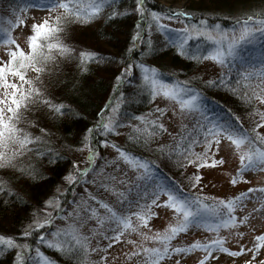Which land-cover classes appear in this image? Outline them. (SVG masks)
I'll use <instances>...</instances> for the list:
<instances>
[{"label":"snow or ice","instance_id":"6c2138e0","mask_svg":"<svg viewBox=\"0 0 264 264\" xmlns=\"http://www.w3.org/2000/svg\"><path fill=\"white\" fill-rule=\"evenodd\" d=\"M131 2L133 7L119 11V0H92L88 4L83 0H34L33 6L41 9L43 15L33 18L26 48L11 35L0 42L4 45L0 56V170L5 177L0 178V213L5 218L11 215L18 225V236L0 234V264L5 261L7 264H38L37 258L41 264H56L41 251L43 246L66 256L70 264H89L90 252L97 255V264H109L106 257L116 259L109 249L121 241L132 246L123 254L132 264H182L185 254L191 253H196L194 264H221L225 254L229 264H235L236 259L239 264H264V251H261L264 231L257 230L251 248L243 239L245 231L255 229L253 216L264 217V186L247 188L231 197L205 196L201 191L204 187L201 173L196 171L181 177L189 188L195 189L194 192H185L178 181L174 182L175 186L153 181L150 182L151 190L145 187L136 200L121 203L124 193L119 191V185L130 182L137 186L136 181L142 182L151 169L159 167L155 161L144 160V151L158 152L163 157L161 164L169 169L182 170L193 163L195 169H201L202 166L215 167L232 161L233 169L228 174L231 185L247 183L252 171H264V62L258 69L253 67L251 70L237 67L233 62L237 45L256 42L260 34H264V7L251 14L242 10L232 18L231 27L222 25L219 18L210 23L208 16L202 14L203 18L195 23L174 29L170 23L162 21L189 17L195 20L194 14L179 6L153 10L148 0ZM98 17L107 21L105 39L101 40L95 31L86 40L75 35L92 29V22ZM17 24L26 25V21L19 18ZM154 31L165 33V39L154 43ZM177 32L179 35H174ZM195 38L209 41L212 46L206 53L199 49L193 52L188 41ZM76 39L81 43L71 42ZM103 43L112 44L116 51L104 54L105 49L100 47ZM84 44L89 47L84 48ZM168 57L173 65H182L184 59L210 60L214 62L213 72L218 70L219 74L179 81L176 72L180 69L173 68L166 74L169 82L163 78L164 73L146 62V58ZM73 63L75 71L81 75L68 81L69 89L60 78L61 65ZM93 68L111 73L106 79L115 82L108 86L113 92H118L125 82L131 86L133 68L138 69L144 81L140 90L146 91L148 98L155 102L150 112L152 119L149 121L142 114L120 115V109L109 96L101 98L92 109L89 124L85 115L89 102H82L80 97L95 94ZM29 72L33 74L28 75ZM254 77L259 79V84H252ZM197 85L216 89L218 93L223 90L226 95L237 97L239 103L246 106L245 110H250V126L244 128L240 124L241 117L231 109H226L225 117L211 116L210 109L202 105L204 93ZM61 86L64 92L57 97L56 91ZM161 94L175 103L171 107L157 106L167 105V100L157 99ZM256 104L261 108L256 109ZM37 110L42 118L50 119L68 134L67 138L72 141L70 150L87 151L84 167H79L76 159L65 158L54 150L42 152L36 147L45 142L44 135H52L45 128L40 129V136L27 131L38 123L29 119ZM176 122L185 129L191 126L192 135L181 136L183 148L180 144L169 146L155 141L156 133L164 135L168 132L166 123ZM125 127L134 133L127 140L137 149L136 153L121 148L113 139H118ZM196 146H201L202 151L193 152ZM109 147L116 153L109 163L112 172L119 173L120 180L117 181L116 175L106 174L99 187L109 191L108 182H112L114 204L105 203L87 189L74 195L73 203L79 206L83 202L84 209L83 214L75 213L79 219L73 228L75 235L70 236L66 228L56 225V217L67 221L72 218V213L61 206L59 189L49 195L50 182L60 177L70 186L65 192L89 184L88 175L97 171L96 157L101 149ZM34 148L43 157L42 161L29 159ZM192 157L196 158L195 162ZM121 161L125 163L123 170ZM130 170L133 178L128 176ZM91 183L97 184L95 176ZM257 191L262 194L261 202L249 210L246 203L250 202V194ZM141 200L144 203H140ZM115 205L120 207L117 209ZM152 207L161 208L164 213L170 211L178 223L170 225L164 235L156 233L149 237L141 226L148 227L149 218L156 215ZM98 209L103 210V215ZM241 226L245 231L239 230ZM199 229L215 233V237L193 239L188 244L171 243L178 234ZM221 229L225 230L224 235L220 234ZM132 233L141 240L128 238ZM59 236L68 242L54 243L50 239ZM90 240H95V247H90ZM146 240L157 243L149 247L143 243ZM227 240L233 241L236 247H226Z\"/></svg>","mask_w":264,"mask_h":264},{"label":"trees","instance_id":"16d2710c","mask_svg":"<svg viewBox=\"0 0 264 264\" xmlns=\"http://www.w3.org/2000/svg\"><path fill=\"white\" fill-rule=\"evenodd\" d=\"M177 0H148L149 7L153 10H166L167 8L176 9L174 5H172ZM92 2V0H83L84 4H88ZM34 0H0V40L5 38L7 36V33L4 31L5 29L1 28V24L6 23V21L9 22L8 18H5V16L2 15L1 11L2 8H5L4 11L5 14L8 15V17L16 18V17H22L25 14L27 15L29 11L33 8H36L33 6ZM134 5L132 4L131 0H119L118 3V10L119 11H125L127 9H130ZM264 7V0H185L184 7L180 8L185 11H191L194 16L195 20L192 17L187 18L186 20L184 18H181L179 20L173 19L171 21H177L178 23H181L185 27L195 23L196 20L202 19V14H205L209 18V22L211 23L213 20L219 18V22L222 25H225L226 27H231L233 25L232 18L235 16H238L240 12L248 11L249 14H251L252 11L259 12L261 8ZM11 15V16H10ZM4 19L6 21L2 20ZM167 20V19H165ZM93 28L92 29H86L85 32H77L75 35L78 37H82L83 39H88V37L92 34L93 31H95L97 34H99V37L101 40L106 38L105 28L107 26V21H104L102 17H98L96 21H93ZM3 29V30H2ZM108 32H111V29L108 30ZM121 39L123 37L121 36ZM152 39L155 43L157 40L163 41L165 39V34L161 33L159 31H154L152 33ZM73 43H81L80 39H76L71 41ZM188 44L191 46V50L194 52L196 49H199L201 52H205L212 46L211 42L206 41L202 38L198 39H190L188 41ZM84 48H88L89 44H84ZM101 48L105 49L104 54H108L111 52L116 51L114 46L112 44L103 43L100 45ZM97 50V49H93ZM204 60H201L199 62L197 61H191L184 59L182 61V65L177 64L173 65L171 58H164V59H158L153 60L151 58H146V62L148 64H151L158 68L161 73H164L163 76L164 79L169 80L170 78L166 75L170 69L173 68H179L180 70L176 72V78L179 81H185V80H191L193 77H201L200 75H197L194 70H196L197 66L201 64ZM233 62L237 67H249V70L251 68H259L261 63L264 62V34H260L256 42L251 43H244L241 42L239 45H237L236 49V57L233 58ZM75 63L71 64L70 66H64L61 65V72H60V78L68 84V88H71V84L68 83V81H71L73 77L79 78L81 74L75 71ZM110 72H104L101 69H95L93 68V71L91 73L92 78L95 81L96 85V91L95 94L91 97H84L81 96V101L87 100L89 102V106L87 111L85 112V115L88 116V123L90 124L92 122V118L90 113L92 112V109L96 106L97 103L100 102L101 98L107 99L109 96L112 97V103L116 104L117 107L120 109V115H130V114H142L145 116L147 120L152 119V115H150L151 108L153 102L148 98V94L146 91H141V86L144 84V81L142 79L141 73L138 69L133 68V74H132V81L131 86L128 82H125L124 84L120 85L118 92H113L108 90L109 83H115L114 81H109L106 79V77L110 76ZM235 76V69H233V77ZM202 78V77H201ZM92 81L90 80L89 83ZM244 82L241 81V84ZM253 85L259 84L258 78H253L252 80ZM198 87H201V90L204 93V98L202 99V105L203 107L210 109V115L214 112H218L220 114H224L226 116V109H231L232 112H234L237 116H240V124L244 126V128H248L250 126L249 124V112L250 110H245L246 106H242L237 97H233L231 95H226L223 90H221L219 93L216 89H208L204 88L201 85H197ZM64 92L63 86L59 90L56 91V96L61 97L62 93ZM121 93L123 95H121ZM215 101V103H213ZM256 109L261 108V105L256 104ZM224 116V117H225ZM33 119L37 121V125L34 126L35 130L31 129L32 126H30V129L28 130L30 133H34V135L40 136L42 135L40 132L41 128H45L49 133L52 135L49 137L48 135H44V143L41 145H37L42 152H46L48 150H54L56 152L61 153L65 158L73 159L71 157V150L69 148V145L72 144V141L68 139V134L64 132L62 127L55 126V123L51 121L48 118H42L41 113L39 110L34 115H30L29 119ZM134 122V121H133ZM140 125H138L139 127ZM126 131L124 134L123 143L119 144L121 148L124 149H131L134 153L137 152V149L132 146V142L127 140L128 136H133V131H130L127 127L123 129ZM149 132L152 131L151 128L148 129ZM192 132L190 131V128L188 130L184 131V134L182 136L188 137L191 136ZM120 137V136H119ZM164 136L160 135L159 133H156L155 135V141H158L160 143H163L165 145L171 146L172 143L169 141H166L163 139ZM194 138V137H193ZM115 139V137H113ZM173 144H180L183 148L184 145L181 141V138L174 142ZM33 147V146H29ZM73 148H75V145H72ZM102 150V149H101ZM202 151L201 146H196L193 148V152L199 153ZM87 153L85 154L86 159ZM144 160H152L155 161L156 165H159L158 168H153L150 171L157 172L161 178L165 179L168 182V185L175 186L174 182H179L181 189H183L185 192L187 191H195L194 189H191L188 187L186 182L181 179L182 175L186 174L187 167L190 165L193 167L194 172L198 171L201 173V178L203 177L201 169H195L194 163L186 165V167L182 170H178L175 168L169 169L168 167H164L163 164H161V159L163 157H160V154L152 153L148 151L143 152ZM195 162V157H192ZM29 159L32 161H42L43 157L38 155L35 151V148L29 155ZM211 157L209 158L210 162ZM203 167V166H202ZM201 167V168H202ZM147 173V176L149 173ZM143 180L140 185L139 190L136 191L135 195L130 200V193L126 197H124V201H132L136 200L138 195L142 194L145 187L150 188V180L147 179ZM1 178H5L4 174H2ZM89 182L91 180V177H88ZM51 187L49 191V195L55 192V190L66 183L62 182L60 177H55L53 180H51ZM70 187L67 185L65 188ZM82 189H87L89 192H93L96 194L97 190H94L93 188H90V186H76L75 189L72 191L65 192L60 197V203L61 206L65 209H69L70 205H74L73 203V196L82 194ZM126 194V193H125ZM206 196V195H205ZM122 201V203H124ZM113 204V203H109ZM115 207L118 209L120 206L115 205ZM52 211V209H51ZM83 214V212H81ZM56 220H60V217H56ZM18 225L16 224V221L12 218L11 215H9L7 218H5L3 213H0V234L4 235H12V236H18V232L16 231ZM66 230L69 232V235H75L73 231L72 226H67ZM81 231H83L81 229ZM92 247V245H90ZM41 251L45 254L46 257L49 259L55 260L56 264H70L68 258L66 256H63L56 250L49 248L47 246H43L41 248ZM34 254V253H33ZM38 264H41L39 258H37ZM98 257L95 253H89L88 254V261L89 264H97ZM5 264H7V261H5ZM74 264V262H73Z\"/></svg>","mask_w":264,"mask_h":264},{"label":"rangeland","instance_id":"374dc122","mask_svg":"<svg viewBox=\"0 0 264 264\" xmlns=\"http://www.w3.org/2000/svg\"><path fill=\"white\" fill-rule=\"evenodd\" d=\"M184 3H185V0H177L172 5H174L175 8H177V6L182 8L184 7ZM4 10L5 8H2L1 13L3 16H5V18L9 19V22L4 19H1V23H2V20L6 21V23L1 24L2 26L1 28L5 29L4 31L7 33V36L3 38L2 40H0V42L4 41L9 35H11L13 38L17 39V41L21 44L22 47L26 48L27 36L29 35V31H30L29 26L33 22V18H39L43 15V11L38 8H33L29 11L27 15L25 14L22 17H16V18L14 17L10 19L8 15L5 14L6 11ZM19 18L25 19L26 25H18L17 20ZM162 23H170L172 28L174 29H182L185 27L184 25H182L181 23H178L177 21L163 20ZM174 35L178 36L179 33L177 32ZM195 39H198V38H195ZM3 48H4L3 43H0V56L3 55ZM213 65H214V62L210 60H204L201 64H199V66H197L196 70L194 71L197 75H200L202 78H208L209 76H212V75H218L219 74L218 70L216 72H213ZM216 67L218 69V66ZM32 74L33 73L31 72L28 73V75H32ZM157 99L167 100V105H164V104L157 105L159 107H165V106L171 107V105L175 103L174 101L168 100V98L163 97L162 94L158 96ZM152 102L155 103L154 101ZM211 116L224 117L225 115L220 114L218 112L216 113L213 112ZM161 122H163V119L161 120ZM165 126L168 128V132L163 135L164 136L163 139L166 141H169L172 144L181 138V136L184 134V131L188 130V129H185V127L180 122L166 123ZM190 127L191 126H189V128ZM29 129L30 127L27 129V131ZM31 129L33 130L32 132H34L35 127L32 126ZM125 133L126 131L123 130L118 139L115 137L116 142L118 144H122L124 142L123 141L124 138L122 137H124ZM32 134L34 135V133ZM86 153H87L86 150L84 152L71 150L70 155L71 157H73V159H76L79 161V167H84L86 165V159H85ZM115 155H116L115 150L110 147L107 149H102L100 154L96 157L97 171L88 175V177H91V179H92V176H95L97 179V184L93 185L91 183V180L89 184H86L87 187L90 186V188H93L94 190L98 189L96 191L98 198H102L105 203H113V204H114L115 197L111 194L112 182L111 181L108 182L109 191H105V189L99 187V185L103 182L101 178L105 177L106 174L116 175L117 181L120 180L119 173L112 172V167L109 163L110 161H112ZM124 168H125V163L121 161V169L123 170ZM100 169H103V171H100ZM232 169H233L232 161H228L225 165H216L215 167L203 166L201 168V172L203 174L201 181L203 182L204 187L201 189V191L206 196H212V197L218 196L221 198H225V195H227V197H231L232 195H235L240 191H245L247 188H257L258 189L261 186H264V171H260V170L250 172V174L248 175L247 183L240 182L237 185H231L228 182L230 179L228 174L232 172ZM186 171H187L186 174H190L194 172V169L192 166L189 165ZM150 172L151 173H149L147 176L148 180H150L151 182L153 181L163 182L168 185V182L165 179L161 178L157 172H154V171H150ZM2 174H4V172L3 170H0V178ZM128 176L129 178H133L132 170L128 172ZM142 182L136 181L135 183L137 186H134L133 183H130V182L123 183L122 185H119V191L124 193V197H126L128 193H130V200H131V198L135 195L137 190L140 193L139 187L140 185H142L141 184ZM66 186L67 184H64L57 188L59 189L60 197L64 193ZM57 189L51 195L55 194L57 192ZM81 192L83 193V189ZM261 195L262 194L259 193L258 191L251 193L249 196L250 202L246 203V207L250 210L254 205H257L259 202H261L260 201ZM122 201H124V199ZM89 203H91V201H89ZM140 203H144V201L141 200ZM83 209H84L83 202H80L79 206L77 204H74L72 206L70 205V208L67 211L72 213V218L67 221L61 220V219L56 220V225L61 228H67V226L68 227L72 226L74 228L76 221H78L79 219V217H77L75 213L83 212ZM49 210L51 211V209ZM151 210L155 212L156 215L149 218L148 227L141 226V230L147 233L149 237L156 233H160L161 235H164L165 230L169 228L170 225L178 223L177 217L172 216L170 211L167 213H164L163 209L157 208V207H152ZM98 211H100L101 214L103 215L102 209H98ZM237 215H239V212H237ZM252 220H253V224L255 225V229L245 231L243 226H241V228L239 229L240 231H245V237L243 239L247 242V246L249 248H251V243L254 242L253 237L256 234H258L257 230L264 231V223H261V221H264V217H257L254 215ZM220 234L224 235L225 230L221 229ZM202 237L214 238L215 233L207 232L204 229H199V230L193 231L188 234L180 233L177 235L176 238H174L171 241V243L174 245L177 243L188 244V243H191L193 239H201ZM128 238L136 239L138 242L141 240V238L138 237L135 233H132ZM50 239H52L54 243L68 242V240L62 236L50 237ZM143 243L146 246L151 247V246H155L157 242L146 240V241H143ZM90 245H92V247H95V240H90ZM225 246L235 248L236 244L231 240H227ZM131 248H132L131 245H125L124 242L121 241L119 242V245H114L113 249H109V252L111 253V255L115 256L116 259L115 260L111 259V256L106 257V259L109 261V264H132V262L125 260L124 255H123L127 251L131 250ZM261 251H264V248H262ZM253 255H256V254H253ZM195 257H196V253L185 254V261H182V264H194ZM221 264H229L228 259H227V254H225V258L221 260ZM235 264H239L238 259L235 260Z\"/></svg>","mask_w":264,"mask_h":264}]
</instances>
